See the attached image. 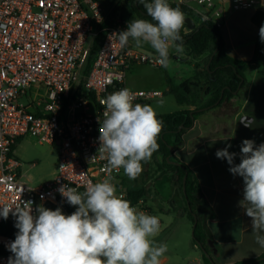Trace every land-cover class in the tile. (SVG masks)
Masks as SVG:
<instances>
[{
	"label": "built area",
	"instance_id": "1",
	"mask_svg": "<svg viewBox=\"0 0 264 264\" xmlns=\"http://www.w3.org/2000/svg\"><path fill=\"white\" fill-rule=\"evenodd\" d=\"M168 2L186 9L192 21L219 29L227 15L264 4V0ZM110 9L101 0H0V206L32 201L33 215L41 205L70 206L58 191L62 185L83 192L89 183L108 176L107 160L98 152V118L104 111L100 102L128 88L124 78L134 64L161 67L154 50L141 52L131 40L126 47L119 46L115 33L126 30L127 22L121 18L105 25ZM188 32L184 26L182 33ZM99 33L95 58L83 76L91 43ZM131 90L137 97L134 103L142 105L164 94ZM88 93L97 95L95 100ZM26 136L56 149V169L43 184L31 186L23 180V163L14 147ZM121 171L111 175L117 194L129 200ZM131 204L157 216L144 198ZM12 219L16 222L10 213L7 220ZM4 220L0 217V225ZM14 240L0 235V249L9 251ZM10 256L0 253V264H8Z\"/></svg>",
	"mask_w": 264,
	"mask_h": 264
},
{
	"label": "clouds",
	"instance_id": "2",
	"mask_svg": "<svg viewBox=\"0 0 264 264\" xmlns=\"http://www.w3.org/2000/svg\"><path fill=\"white\" fill-rule=\"evenodd\" d=\"M143 4L151 19H132L126 30L115 33L119 46L133 41L137 48L149 45L157 54L156 62L163 68L170 66V48L183 51L181 29L186 16L168 0H137ZM264 43V25L259 29ZM136 93L123 88L101 100L103 118H98L99 148L107 160L108 176L100 182L89 183L80 192L62 185L58 191L76 210L66 215L61 208L51 210L38 206L33 215L32 201L0 206V217H15L18 229L15 240L8 245L13 254L8 264H161L167 245L157 243L161 231L157 216L139 210L131 201L117 194L113 170L123 169L131 180L143 171V164L158 151V138L163 121L148 104L134 103ZM162 102V101H161ZM246 117H243V122ZM250 127L251 123H246ZM227 145L216 152L226 160L229 171L243 179V200L239 202L252 222L255 242L264 248V143L245 139L240 149V163L236 153Z\"/></svg>",
	"mask_w": 264,
	"mask_h": 264
},
{
	"label": "trees",
	"instance_id": "3",
	"mask_svg": "<svg viewBox=\"0 0 264 264\" xmlns=\"http://www.w3.org/2000/svg\"><path fill=\"white\" fill-rule=\"evenodd\" d=\"M101 1L108 2V0ZM171 6L179 7L175 5ZM179 8L184 12L185 16L189 15L186 9ZM116 15L126 20L127 24L132 19H151L147 16L144 6L139 4L137 0H114L109 16L112 18ZM250 21L257 28V35L253 45L252 56L248 60H240L230 55L227 52L221 30L210 23L199 24L195 29L186 34H183L181 29L180 34L183 37V49L190 55L198 58L201 57L202 61L195 65L194 74L191 78L181 80L178 83H173L168 79L167 93L172 94L178 105L193 106L194 108L158 115V118L163 121L164 126L158 138L159 149L153 154V157L160 156L161 163L157 164L158 168L163 173L170 174L174 184L178 187L185 206L186 216L191 225L194 222L193 214L196 217L192 242L196 247L197 243L200 245L203 264H211L205 255L206 253L211 254L213 250L216 252V246L209 236L201 215L197 210L199 203L205 201L194 174L184 163L174 156L173 152H169V146L174 151L181 143L182 134L192 126L197 117L204 111L200 109L218 107L233 97V92L237 90L238 86L239 89L243 88L246 84V71L256 70L258 71V77L264 78V43L261 42L259 36V29L264 25V10L259 8L254 10ZM99 44L100 33L94 38L90 46L83 76L89 71ZM208 61L209 64L206 68ZM200 65H203V67L198 69ZM88 94L92 100H95L97 95L93 93ZM167 158L176 164L169 163ZM183 178H185L184 190L182 184ZM125 188L131 203L144 198L145 190L143 188ZM64 208L67 214H70L69 206H65ZM16 233L14 219L4 220L0 225V235L15 238ZM209 242L212 244V249L209 248ZM0 253L12 254L10 251L1 249ZM260 262H264V253L255 259L237 264H258ZM212 264L215 263L212 262Z\"/></svg>",
	"mask_w": 264,
	"mask_h": 264
},
{
	"label": "rangeland",
	"instance_id": "4",
	"mask_svg": "<svg viewBox=\"0 0 264 264\" xmlns=\"http://www.w3.org/2000/svg\"><path fill=\"white\" fill-rule=\"evenodd\" d=\"M113 1L103 2L106 8H110L113 5ZM254 10H248V14H252ZM117 19L121 18L117 15L113 16L111 22L114 23ZM193 22L196 27L199 25L195 18H193ZM226 27L227 30L225 27L221 29L227 46L233 48L241 46L240 56L244 59L249 58L253 44L252 39L255 36V26L246 17L245 20L239 23L230 22ZM169 53L170 66L167 69L144 65L142 66L143 73L158 77L161 80L167 76L173 83H178L193 74L195 68H192L191 64L197 61L196 56L190 55L184 49L182 52L177 53L174 48H170ZM232 54L237 56L235 52ZM175 57L187 58V62L179 61ZM250 75H252V72L248 70L245 73V86L232 99V107L229 108V111L224 116V125L228 128V134L238 138L240 142L245 139L256 141L264 138V78L256 77L252 85H250ZM249 94L250 98L245 107L243 105L244 100ZM148 105L155 109L157 115L180 111L184 108V106L175 102L172 94L167 92L160 99L151 101ZM235 107H242L241 113L252 119L251 122H248L251 123L250 127L240 123L241 116L235 121L232 120L234 112L237 111ZM16 148L15 153L24 165L23 170L27 169V174L30 175V178L23 176V180L28 185L43 184L51 179L52 172L56 169L55 147L37 144L34 139L26 136L19 140ZM158 163H161L160 156H152L150 161L143 164V171L137 179H129L124 174L123 169L121 171V179L124 180L128 188H143L145 190L144 200L153 206L154 213L161 220V231L155 237V240L157 243L166 244L168 249L160 258L161 264H188L193 258L201 256L202 252L198 246L193 245L191 235L193 224L191 225L186 216L180 191L174 184L171 175L163 173L158 168ZM31 164H33L32 167L30 166ZM45 208L50 209L49 207ZM57 208H61L64 214L69 215L65 208L61 206L52 207L51 210ZM75 210L76 207L73 206V212Z\"/></svg>",
	"mask_w": 264,
	"mask_h": 264
},
{
	"label": "crops",
	"instance_id": "5",
	"mask_svg": "<svg viewBox=\"0 0 264 264\" xmlns=\"http://www.w3.org/2000/svg\"><path fill=\"white\" fill-rule=\"evenodd\" d=\"M259 9L264 10V4H262ZM252 14H248V10L233 12L224 20V26L222 25V27H225L227 30L226 26L229 25L230 22L239 23L245 20L246 17L250 20ZM111 20L112 18L108 16L105 25H109ZM221 28L220 30L222 32ZM101 35L100 33V40ZM222 35L224 38L223 32ZM256 35L257 28L255 27V36L252 39L253 44L251 46L249 58L244 59L240 56L239 52L242 51L241 46L235 48L228 47L224 38L227 52L240 60L250 59L253 53ZM132 44L137 48L133 41ZM137 49L141 52H151L153 50L149 45H144ZM234 52L237 56L232 54ZM175 59L187 62V58L181 59L175 57ZM201 59V57H197L196 62H201ZM196 62L191 64L192 68L195 67L197 64ZM142 66L144 65L134 64L131 67L124 78V85L130 89L160 90L164 93L167 92L168 79L170 78L166 76L165 79L161 80L158 77L144 74ZM201 68L202 65H200L198 69ZM251 72L252 75L249 77L251 82L250 85H252L256 77H258V71L252 70ZM245 73H247V71ZM193 74L186 79L191 78ZM239 91L240 89L233 94V97L230 98L229 101L223 102L218 107L204 110L202 114L197 117L192 126L182 134L181 143L173 151L174 156L192 171L202 192L205 202H200L197 210L201 215L209 236L216 246L215 254H210L215 264H237L255 259L264 253V248H261L253 238L251 219L239 205V202L243 200L244 183L242 177L234 176L230 173V165L227 161L218 159L215 155L217 150L224 149L230 144L231 147L228 151L237 154L234 163H240L242 142H240L238 138L228 134V128L224 125V116L229 111V108L232 107V99L238 95ZM249 98L250 94L247 95L244 100L243 105H245V107ZM182 106H184L182 110L194 108L193 106ZM241 109L242 107L237 108L232 120L235 121L238 117L245 115L241 113ZM18 142L14 147V152L17 149L16 146ZM261 143H264V138L255 141L256 145ZM30 166L32 167V165ZM23 167L24 165L22 166V172L24 176H27V169L23 170ZM122 182H124L123 179ZM124 186L127 187L125 182ZM43 207H49L51 209L52 205L48 204ZM69 208L70 212L73 213V206L70 205ZM188 264H203L202 257H195L189 261ZM258 264H264V262Z\"/></svg>",
	"mask_w": 264,
	"mask_h": 264
},
{
	"label": "water",
	"instance_id": "6",
	"mask_svg": "<svg viewBox=\"0 0 264 264\" xmlns=\"http://www.w3.org/2000/svg\"><path fill=\"white\" fill-rule=\"evenodd\" d=\"M185 26H186L190 31L196 28L195 24L193 23V21H192L189 17H186V20H185ZM214 52H215V51H214ZM213 54H214V53H213ZM213 54H212V55H213ZM208 64H209V61H208V63L206 64V68L208 67ZM238 89H239V86H238L237 90H238ZM237 90L234 91L233 94H235V93L237 92ZM206 109H207V108H202V109H200V110L203 111V110H206ZM243 117H246V119L242 122L241 119H242ZM251 121H252V119H251L250 117H248V116L243 115V116L240 117V123H241L242 125H245L246 123L251 122ZM169 152H170V153L173 152V148L170 147V146H169ZM167 160H168V158H167ZM168 162L171 163V164H176L174 161H169V160H168ZM184 181H185V178H183V181H182V184H183V190H184ZM193 219H194V222H193L192 229H191V235H192V237H193L194 227H195V224H196V217H195L194 214H193ZM208 245H209V248L212 249V244H211L210 242L208 243ZM197 246H198L199 249H201V247H200V245H199L198 243H197ZM214 253H215V251L213 250L212 254H214ZM205 255H206V257L209 259L210 263L212 264L213 261H212V259H211V255H210V253H206Z\"/></svg>",
	"mask_w": 264,
	"mask_h": 264
}]
</instances>
